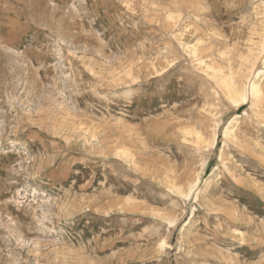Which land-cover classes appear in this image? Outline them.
I'll return each mask as SVG.
<instances>
[{
    "label": "rangeland",
    "instance_id": "obj_1",
    "mask_svg": "<svg viewBox=\"0 0 264 264\" xmlns=\"http://www.w3.org/2000/svg\"><path fill=\"white\" fill-rule=\"evenodd\" d=\"M0 264H264V0H0Z\"/></svg>",
    "mask_w": 264,
    "mask_h": 264
},
{
    "label": "bare ground",
    "instance_id": "obj_2",
    "mask_svg": "<svg viewBox=\"0 0 264 264\" xmlns=\"http://www.w3.org/2000/svg\"><path fill=\"white\" fill-rule=\"evenodd\" d=\"M229 89L230 90H229L228 96H229L230 100L233 103H235V104H243V103H245L247 101L249 92L247 93L246 90L242 91V90L235 89V88H232V87H230ZM255 92H256V89H255V86H253L250 93H255ZM216 143H217V140L214 139L213 146ZM173 223H171V224H173Z\"/></svg>",
    "mask_w": 264,
    "mask_h": 264
},
{
    "label": "snow or ice",
    "instance_id": "obj_3",
    "mask_svg": "<svg viewBox=\"0 0 264 264\" xmlns=\"http://www.w3.org/2000/svg\"><path fill=\"white\" fill-rule=\"evenodd\" d=\"M226 7H235V4H226Z\"/></svg>",
    "mask_w": 264,
    "mask_h": 264
}]
</instances>
